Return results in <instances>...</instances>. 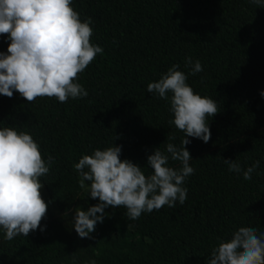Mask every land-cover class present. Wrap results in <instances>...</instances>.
Returning <instances> with one entry per match:
<instances>
[{"label":"trees","instance_id":"obj_1","mask_svg":"<svg viewBox=\"0 0 264 264\" xmlns=\"http://www.w3.org/2000/svg\"><path fill=\"white\" fill-rule=\"evenodd\" d=\"M72 6L82 21L92 18L91 42L103 48L76 81L88 96L29 103L15 91L0 95V128L29 133L44 159L54 158L41 177L44 231L9 241L0 229V264H207L218 238L228 240L240 227L264 232V7L250 0H72ZM9 43L0 35V52ZM189 56L203 71L186 83L216 100L220 111L209 118L207 143L188 137L195 171L183 185L186 201L135 221L126 208L109 206L91 238H80L75 209L99 201L80 189L73 165L97 148L119 145L121 160L147 175L156 148L180 147L184 133L169 123V101L147 85L173 64L190 73ZM224 159L245 170L257 160L260 166L246 181Z\"/></svg>","mask_w":264,"mask_h":264},{"label":"clouds","instance_id":"obj_2","mask_svg":"<svg viewBox=\"0 0 264 264\" xmlns=\"http://www.w3.org/2000/svg\"><path fill=\"white\" fill-rule=\"evenodd\" d=\"M250 2L264 7V0ZM92 23L91 17L80 19L72 0H0V35L10 41L7 52H0V95L11 98L15 91L29 103L44 97L60 103L87 97L88 91L76 81L97 54H103V48L91 42ZM189 65L191 71L186 74L173 64L158 81L147 85L149 93L169 101L174 116L169 123L184 133L180 147L167 143L165 151L156 148L147 157L150 174L131 160H121L119 145L97 148L73 165L80 189L99 201L87 210L75 209L73 227L80 238H91L109 206L126 208V217L135 221L142 213L165 205L175 208L177 202L186 201L188 189L183 185L195 171L185 147L191 143L188 137L207 143L209 118L220 111L216 100L194 92L186 83L188 75L203 71L200 61L190 56L185 58V67ZM260 95L264 97V91ZM170 160L180 167L170 166ZM224 162L229 172L242 174L246 181L260 166L258 160L246 170L235 160ZM52 163L54 158L49 155L45 160L29 133L0 128V229L5 240L27 237L38 228L44 231L41 221L48 204L41 194V177L49 173ZM87 264L97 261L90 259ZM207 264H264V232L240 227L230 239L218 238Z\"/></svg>","mask_w":264,"mask_h":264},{"label":"rangeland","instance_id":"obj_3","mask_svg":"<svg viewBox=\"0 0 264 264\" xmlns=\"http://www.w3.org/2000/svg\"><path fill=\"white\" fill-rule=\"evenodd\" d=\"M41 194H42V197L45 198V192L43 188L41 189Z\"/></svg>","mask_w":264,"mask_h":264}]
</instances>
